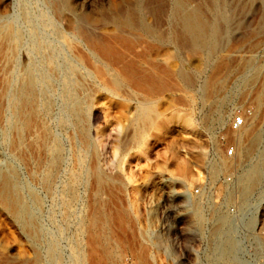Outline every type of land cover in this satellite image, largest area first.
<instances>
[{
	"label": "rangeland",
	"instance_id": "1",
	"mask_svg": "<svg viewBox=\"0 0 264 264\" xmlns=\"http://www.w3.org/2000/svg\"><path fill=\"white\" fill-rule=\"evenodd\" d=\"M177 1L0 0V15L23 32L18 71L32 55V32L42 37L43 51L56 57L51 103L42 119L61 141L62 168L77 167L79 144L72 120L61 123L66 116L62 74L71 62L82 85L79 94L94 116L91 135L98 159H88V165L98 163L102 172L98 185L92 175L77 184L75 198L66 205V173L60 172L51 190L43 188L30 174L34 165L25 164L6 144L0 122V170L15 172L19 193L36 221L31 239L0 202V250L11 256L0 255V264H24L16 263L20 256L33 264H76L75 238L83 264H264L254 237L258 223L247 224L255 214L249 205L264 191V176L246 198L239 192L244 164L261 148L250 146L251 136L264 126V0H179L185 11L197 9L208 26L201 46L188 38ZM256 68L257 76L246 82ZM141 101L147 104L137 117L134 108ZM237 111L249 112L232 134L228 125ZM231 135L236 154L228 159L219 140ZM248 146L246 154L242 150ZM223 159L226 167L219 163ZM160 176L171 179L162 188ZM189 210L197 211L200 220L196 237L187 242ZM223 236L240 245L235 262L221 246ZM172 237L175 256L163 246ZM49 242L59 252L55 261L48 256ZM207 254L220 257L212 261Z\"/></svg>",
	"mask_w": 264,
	"mask_h": 264
},
{
	"label": "bare ground",
	"instance_id": "2",
	"mask_svg": "<svg viewBox=\"0 0 264 264\" xmlns=\"http://www.w3.org/2000/svg\"><path fill=\"white\" fill-rule=\"evenodd\" d=\"M184 7H185L184 3L178 0L176 12H183L181 24L184 30L186 31V33H188L187 34V36L189 35L188 38H190L192 44L196 46L204 45L206 43V36L208 32L207 31L208 26H206L205 24L206 22L204 23L197 9L193 11L190 10L185 11ZM5 17L3 15H0V122H2L3 125L5 126V135H4L5 141L8 147L12 150V152H14L17 155V157L19 156L22 159V161L25 162V164L34 165L30 174L37 177L38 179L37 181H39L38 183L42 185L43 188L47 190H51L54 182L61 174L60 172L64 171L66 173L65 175L66 179L65 181L63 180L64 184H62L63 186L62 201L64 204L67 205L70 202H72L71 200L75 198V194H76L75 191L77 184L79 185L81 182H83L86 179V176L89 177V175H92L93 179L95 178V182L97 183V184L95 183L96 185H98L102 181L100 176V173L102 172H100L98 168L99 167L98 163L94 164L93 166L91 164V167L88 165V159L93 158L95 160L98 154L97 146H96V137H92L91 135L93 126L91 127L90 122H91V118H94V116L92 117V114L90 115L89 113L86 97L85 96L82 97V95L79 94V92L80 91L82 92L83 89H82V85L78 84V82H76L75 79V74L77 71L75 64L68 62L65 67V71L62 74V81H63L62 100H63L64 109L66 110V116L65 117L61 116L63 117L61 119V123L65 124L66 120L67 119L69 120V118L72 120L75 127L74 130H76L77 132V136H78L77 141H79V144H78V148H76L77 149L76 153H74L76 157L75 159H76L77 167L76 168L74 167L75 169L73 170H68V169L64 170L62 168L64 165L63 164L64 157L62 153L63 150H62L61 141H59V139H57L56 137L52 136V133H50V130L46 127L42 119V116L45 113H47L51 103L49 99L50 96L48 97V91L49 89H51L50 88L51 74L55 70V67L58 65L56 64L55 66L54 58L56 57H54L50 51H46V52L43 51V46L41 42L42 37L39 39L38 35L35 32H32L30 34L32 36V42H31L32 46L30 49L32 55H30L27 58L28 59L27 64L20 71H18L17 54H19L18 50L20 49L19 47L21 44V39L23 37L21 34L22 31L20 32V30L14 25V23H12L13 21H9ZM60 34L63 35L62 33ZM31 36H28L30 37L29 38L30 40H31ZM44 42L46 43V41ZM36 57H38L39 59L40 62V64L38 63L39 66H35L34 64ZM257 73H258V69L256 68L251 74L249 73L250 75L247 76L246 82L252 81L257 76ZM139 104L141 105L140 107L137 106L134 108V114L137 113L136 114L137 117H140L139 108L144 109V107H146L147 102L141 101L139 102ZM63 106L61 105V107ZM221 117L219 119L220 122L223 121ZM259 123L261 122L259 121ZM262 124L264 125V118L261 125ZM259 145H261L260 146L261 148L259 150L257 148V151L255 150L257 153H255L253 158L249 157L248 159L247 157L248 160H246L244 164V168L242 170L243 172L239 186L241 190L240 189L238 190H240L239 192L242 193L244 198H246L247 193L249 194L250 191L248 192V190L254 187L255 185H257V183H259L262 177L264 176V126L259 130L257 129L254 132L253 136H251L250 146H259ZM248 150H249V146L242 151H245L247 154ZM219 163H221V165L225 167L228 165L224 159L221 160ZM69 168H71V166ZM16 178L17 177H15V172L9 167L8 169L6 168V170H0V202L5 207V209L18 222L21 223V225L27 232L28 236L31 239H34L36 221L31 216L28 205L25 203V201L22 199L19 193L20 190L18 189L17 186L18 183H16ZM170 180H171L170 178H164L160 176L158 180V185L160 186V188H162L168 182H170ZM179 182L181 183L182 181L180 180ZM242 195L240 197H243ZM33 198L35 199V196ZM249 206L255 210V214L249 217L247 224L249 226H254L256 223H258V227L254 237L256 241L257 251L259 252L260 257H262L264 261V237L261 235V229L264 226V191L261 193L260 199L254 201V203H251V205ZM213 209L214 212L217 213L219 212L218 210L220 208L217 205H215L213 206ZM196 212H194V210L188 211V213L191 215L190 223L184 227L187 242L191 237H196L197 235L196 224L198 223L197 220L200 219L198 218L199 216L197 215ZM65 219L67 221L68 216H66ZM225 220L226 219H224V221ZM224 221H223V225H224ZM95 222L96 221H93L92 223L93 226L95 225ZM219 223L220 222H218V224ZM78 230H79V226H78ZM214 233H216V231ZM94 235H96V232ZM218 235L219 234H217V236ZM160 237L159 239H163L162 242H164L165 241L164 238H160ZM223 237L224 238L221 240L222 242L221 246L225 249L224 251L226 253L228 254L230 253L229 255L232 260L231 262L233 261L235 262L237 259L236 253H241L240 245L238 241L235 240L236 245L233 246L229 243L228 236L227 237L223 236ZM167 241L168 242L167 243L165 242V245H163V243L161 244L164 246L165 250L168 253H171L172 255L175 256V252L172 250V247L170 246V242H169L170 239ZM213 246H214V242H213ZM73 248H74L73 256L75 263L83 264L82 252L78 238H75V240L73 241ZM0 255L7 258L9 257L11 258L10 253L5 250H0ZM48 256L53 261L59 258V252L54 242H49ZM206 257L210 260L212 259L213 261V259H217L220 256H216L215 258L214 254H207ZM15 259H17L16 263L21 262L27 264L30 262L31 264H33L31 262V259H29L28 257L20 256L19 258L17 257ZM215 264H222V263H220V261L217 260Z\"/></svg>",
	"mask_w": 264,
	"mask_h": 264
},
{
	"label": "built area",
	"instance_id": "3",
	"mask_svg": "<svg viewBox=\"0 0 264 264\" xmlns=\"http://www.w3.org/2000/svg\"><path fill=\"white\" fill-rule=\"evenodd\" d=\"M247 112L249 111H237L233 113L228 125V128L232 134L238 131L240 127L245 124ZM219 147H221V149L223 150L222 154L225 158L232 159L236 154V146L234 144L233 135H231L230 138L221 137L219 140ZM230 179L231 178L229 176L226 177L227 181H230ZM197 191L198 190L195 188L194 192ZM261 235L264 237V227L261 229ZM173 240L175 241V237H172V239H170V241L174 242Z\"/></svg>",
	"mask_w": 264,
	"mask_h": 264
}]
</instances>
